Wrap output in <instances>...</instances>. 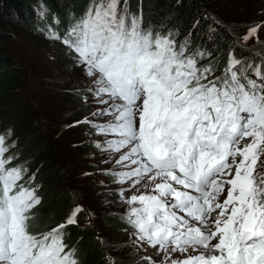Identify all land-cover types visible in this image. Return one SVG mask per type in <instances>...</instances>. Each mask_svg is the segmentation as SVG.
Instances as JSON below:
<instances>
[{
  "label": "snow or ice",
  "instance_id": "6c2138e0",
  "mask_svg": "<svg viewBox=\"0 0 264 264\" xmlns=\"http://www.w3.org/2000/svg\"><path fill=\"white\" fill-rule=\"evenodd\" d=\"M143 3L133 12L130 0H89L82 14L68 13L62 35L54 17L49 39L66 46L104 106L76 124L95 130V148L113 164L105 174L127 185L119 195L134 245L164 253L160 264H264V56L253 66L232 49L217 76L211 61L200 64L210 51L145 26ZM260 30L264 22L238 37L241 48ZM13 145L0 133V264H81L63 229L84 208L33 233L39 185L26 187L27 168L9 167Z\"/></svg>",
  "mask_w": 264,
  "mask_h": 264
},
{
  "label": "rangeland",
  "instance_id": "374dc122",
  "mask_svg": "<svg viewBox=\"0 0 264 264\" xmlns=\"http://www.w3.org/2000/svg\"><path fill=\"white\" fill-rule=\"evenodd\" d=\"M4 3H2L4 11L14 19L16 6H12V3L8 0ZM6 4L9 5L8 8H6ZM219 4L222 5V13L211 19L212 21H219L218 25L228 27L229 32L233 33L235 39L243 36L250 27L264 22V0H220ZM38 8V21L33 20L31 25L25 26L24 24L23 27L15 23L19 26L18 28H9L15 35H10L8 41L0 42V46L6 49V54H9L22 69L24 84L17 91V95L23 99L26 111L29 112L34 127L39 131L44 144L52 148L54 163L58 164L60 167L58 165L57 167L64 173L67 185L72 191L70 193L75 199L71 211L77 205L82 206L85 210L77 216L78 225L75 226L94 227L96 236L100 233V237L107 241L108 245H111V247L107 246L109 248L107 256L105 254L107 264H109V257L115 258L116 264H121V262L126 264H151L150 261L143 259L148 256H151L156 264H160L164 253H160L158 256L156 255L157 249L146 245H134L133 240L135 238L131 235L132 228L125 231L116 230L107 223V215L117 217L125 215L128 205L123 202L119 191L121 187L126 188L127 185L114 183L113 178L105 174V170L112 168L113 164L111 162L105 163L106 154L95 148L93 141L101 139L98 135H89L90 132L95 130L86 124H76L77 121H82L85 117L92 119L91 114L80 119L75 117V112L85 107H90L94 112L98 107L102 108L104 106L94 103L91 93L87 91V87L91 85V80L85 76L84 69L78 66L73 59L68 61L65 57L63 58L62 53L59 52L58 46L60 44L65 49L66 46L49 39L45 35L50 33V28L51 30L54 29V17L56 16L43 17L44 6L42 3L38 5ZM66 26L67 23H65L64 29L60 28L61 35ZM37 29L43 35H39ZM258 36V40L254 38L248 41L243 48H241V44L237 39L235 46L241 49L243 54L250 55L247 62L260 63L261 58L256 55L258 52L264 56V30H260ZM2 37L4 35H0L1 39ZM185 37L177 36L178 41H182ZM194 42L189 48L196 49L201 46L202 49L210 51L212 53L211 62L217 69L215 75L218 72L221 74L226 66L228 54H224L217 49L210 40L205 39L197 45ZM65 52L70 55L67 49ZM207 64H209V61L201 65ZM71 93L87 96L88 102L85 103V100H82L75 105L65 96ZM2 118L3 116H0V125L6 123L1 121ZM19 123L23 124L22 121ZM21 125L12 123L9 130L12 131L13 129L17 133L10 137L5 135L6 145L14 142L13 147L6 153V157L15 155L12 165H9V167L19 165L27 168L31 162L18 159L16 154V151L21 148L23 138V133L20 131L22 129ZM90 148L94 149L90 150ZM40 167L43 168L42 165L34 166L31 173L30 169L27 168L28 174L21 183H28L29 176L36 171V168L40 169ZM30 183L25 186L35 187L39 180L35 179ZM132 191L134 190L129 191L126 195H131ZM41 206L42 201L32 210V213L39 210ZM30 230L33 233H45L51 229L39 230L38 228L32 230L30 225ZM173 258H175V255Z\"/></svg>",
  "mask_w": 264,
  "mask_h": 264
},
{
  "label": "trees",
  "instance_id": "16d2710c",
  "mask_svg": "<svg viewBox=\"0 0 264 264\" xmlns=\"http://www.w3.org/2000/svg\"><path fill=\"white\" fill-rule=\"evenodd\" d=\"M0 1H2L0 2V35H4L2 39L0 38L1 43L8 41L10 35H15L9 28H18L17 24L22 27L24 24L28 26L33 20L38 21L37 12L39 8L37 9V7L40 3L44 6L43 17L55 15L60 19L59 31L60 28L64 29L65 23L68 22L69 12L80 15L86 10L89 3V0H8L12 6L17 8L14 11L15 18L13 19L4 11L2 6V3L7 0ZM219 2L220 0H144L145 26H150L154 33L166 34L172 30L182 38L191 33L196 45L205 39L210 40L224 54L229 55V51L234 49L237 58L249 59L250 55L243 54V51L235 46L237 39L232 32H229L228 27L213 24L216 31L210 32L209 24L212 23V19H206V17L215 18L217 14L222 13V5ZM130 4L131 10L138 12V0H130ZM8 7L9 5L6 4V8ZM197 21L199 24H196ZM56 27L55 24L54 28ZM37 33L43 35L38 30ZM45 35L49 37V33ZM210 36L211 38H209ZM58 50L62 53L63 58L65 57L68 61L72 60V57L66 54V49L61 44L58 46ZM206 61L210 62L211 57H205L200 64ZM219 75H221L220 72L217 76ZM23 84L22 69L9 54H6V49L0 46V116H3L1 121L6 122L0 125V133L8 136L7 133L11 129L12 123L21 125L19 122H23L22 129L19 128L23 133V138L20 150L16 151L18 159L31 161L27 167L30 169V173L34 166H43L40 169L36 168L33 173L35 179L39 180L37 192L41 198L42 206L33 212L34 219L31 220L30 225L32 230L38 228L39 230H49L66 221L75 199L70 193L71 190L64 178V173L58 168L60 166L54 163L52 148L44 144L39 131L34 127L29 112L26 111L23 99L17 95V91L22 88ZM65 96L75 105L82 100L84 101L85 97L79 93H71ZM91 113V108L85 107L75 112V117L80 119L89 116ZM14 133L17 132L12 129L11 135ZM106 219L113 229L124 231L131 229L122 217L107 215ZM63 231L65 232V242L70 247L74 246L77 249L81 264H107L105 254L107 256L109 248L99 242L97 237H100V233L96 236L94 227L69 225ZM121 264L126 263L121 262Z\"/></svg>",
  "mask_w": 264,
  "mask_h": 264
},
{
  "label": "bare ground",
  "instance_id": "6f19581e",
  "mask_svg": "<svg viewBox=\"0 0 264 264\" xmlns=\"http://www.w3.org/2000/svg\"><path fill=\"white\" fill-rule=\"evenodd\" d=\"M37 30H38V29H37ZM38 31H39V30H38ZM247 60H248V59H246V60H244V61H246V62H247Z\"/></svg>",
  "mask_w": 264,
  "mask_h": 264
}]
</instances>
